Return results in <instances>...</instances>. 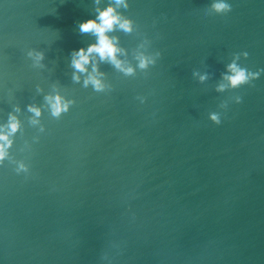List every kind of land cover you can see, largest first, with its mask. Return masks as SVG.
I'll use <instances>...</instances> for the list:
<instances>
[{
	"label": "water",
	"instance_id": "obj_1",
	"mask_svg": "<svg viewBox=\"0 0 264 264\" xmlns=\"http://www.w3.org/2000/svg\"><path fill=\"white\" fill-rule=\"evenodd\" d=\"M109 2L0 0V124L19 120L0 160V264H264V71L217 90L234 58L264 70V0H126L132 30L109 35L134 70L97 57L96 90L72 52Z\"/></svg>",
	"mask_w": 264,
	"mask_h": 264
},
{
	"label": "clouds",
	"instance_id": "obj_2",
	"mask_svg": "<svg viewBox=\"0 0 264 264\" xmlns=\"http://www.w3.org/2000/svg\"><path fill=\"white\" fill-rule=\"evenodd\" d=\"M97 3L99 4V0H97ZM121 6L127 7L126 0H113V2L107 3L104 7H97L94 17H89L79 23V30L81 32H90L95 36V41L88 44L86 48L80 47L74 49L72 52L71 64L74 69L73 79H80L77 73H87L83 81L85 86L91 83L96 90L103 88V82L99 78L102 76V73L98 71L96 63L97 57L100 61H109L125 73H131L134 70L131 66H125V63L117 56V53H122L124 51L117 43L118 37L109 35L114 28H119L126 32L132 30L131 19L124 17L117 11ZM211 7L216 12H223L231 9V5L227 3V0H213ZM242 55L247 56V52H243ZM137 59V66L141 68L153 62L150 57L143 54H140ZM90 62L91 70L89 71L88 65ZM225 67L226 70L222 73V81H226V83H219L217 85L218 91H223L225 87L237 88L248 84L252 80L257 79L261 71H264L261 69L252 71L242 67L236 63L235 58ZM204 78L205 76H200L201 80ZM45 99L48 101L53 115H59L62 111H67L70 103V101H65L59 94L48 95ZM236 102L241 103L242 98L239 96L236 97ZM28 110L37 117L40 115V108L38 106L29 105ZM209 119L215 125H220L222 123L220 114L216 112L209 113ZM18 128L19 120L13 113H9L7 121L0 124V160L8 157V149L12 144L10 137ZM20 167L23 168L24 166L21 165Z\"/></svg>",
	"mask_w": 264,
	"mask_h": 264
}]
</instances>
